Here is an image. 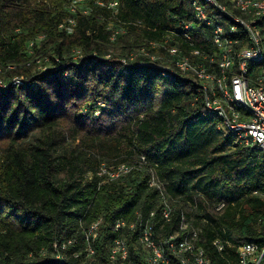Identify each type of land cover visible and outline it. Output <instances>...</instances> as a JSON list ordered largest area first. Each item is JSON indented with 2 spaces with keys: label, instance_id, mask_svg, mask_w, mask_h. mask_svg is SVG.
Returning a JSON list of instances; mask_svg holds the SVG:
<instances>
[{
  "label": "trees",
  "instance_id": "obj_1",
  "mask_svg": "<svg viewBox=\"0 0 264 264\" xmlns=\"http://www.w3.org/2000/svg\"><path fill=\"white\" fill-rule=\"evenodd\" d=\"M93 1L66 34L57 27L68 0H0V79L24 80L0 90V264H57L39 251L98 217L102 256L114 221L159 211L161 193L174 207L169 229L181 212L192 216L212 264L224 263L216 239L263 243L260 148L219 129L181 73L164 78L138 59L119 61L149 40H178L169 31L192 22V0H100L116 1V14ZM74 49L87 58L73 61ZM141 156V169L101 183V164ZM152 176L160 189L149 187Z\"/></svg>",
  "mask_w": 264,
  "mask_h": 264
},
{
  "label": "built area",
  "instance_id": "obj_2",
  "mask_svg": "<svg viewBox=\"0 0 264 264\" xmlns=\"http://www.w3.org/2000/svg\"><path fill=\"white\" fill-rule=\"evenodd\" d=\"M86 2L68 0L69 15L58 25L59 31L73 32L76 16L91 11ZM93 4L117 12L116 1L96 0ZM191 7L192 22L185 23L179 33L169 31L178 40L172 43L170 36L163 41L149 40L119 61L126 65L138 59L141 66L158 69L164 78L181 73L196 87L206 112L219 120V129L231 134L238 144L259 147L264 155V0H192ZM118 32L123 31L116 29L110 40ZM32 44L28 45L29 52ZM88 57L104 60L110 58V53ZM71 58L79 61L87 57L74 49ZM35 63L39 70L46 69L40 58ZM23 83L22 77L0 80V90ZM145 161L141 156L135 163L112 168L101 164L97 175L103 178L101 183L114 181L133 169H141ZM148 185L160 189L154 176ZM161 201L159 211L137 209L130 218L118 217L102 256L97 245L103 230L101 217L89 224L79 221L78 235L53 241L39 255L57 264H212L199 244L202 230L195 219L181 212L175 227L169 229L174 207L162 193ZM222 207L221 203L216 209ZM212 245L224 259L223 264H264V242L234 246L216 239ZM226 250L232 254L224 258Z\"/></svg>",
  "mask_w": 264,
  "mask_h": 264
},
{
  "label": "rangeland",
  "instance_id": "obj_3",
  "mask_svg": "<svg viewBox=\"0 0 264 264\" xmlns=\"http://www.w3.org/2000/svg\"><path fill=\"white\" fill-rule=\"evenodd\" d=\"M44 67H45V66H44ZM40 71H41V72H44V70H41V69H40ZM0 80H1V79H0ZM111 168H112V167H111ZM89 175H90V174H89Z\"/></svg>",
  "mask_w": 264,
  "mask_h": 264
}]
</instances>
